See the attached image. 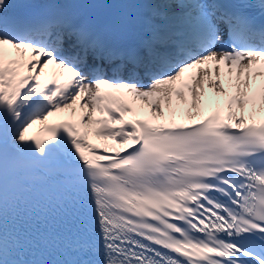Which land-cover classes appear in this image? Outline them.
Wrapping results in <instances>:
<instances>
[{
  "label": "snow or ice",
  "instance_id": "1",
  "mask_svg": "<svg viewBox=\"0 0 264 264\" xmlns=\"http://www.w3.org/2000/svg\"><path fill=\"white\" fill-rule=\"evenodd\" d=\"M94 6L0 0V180L71 195L66 264H264V0Z\"/></svg>",
  "mask_w": 264,
  "mask_h": 264
}]
</instances>
